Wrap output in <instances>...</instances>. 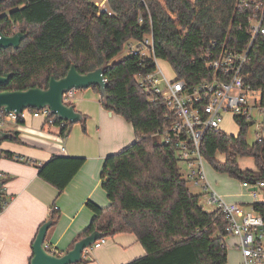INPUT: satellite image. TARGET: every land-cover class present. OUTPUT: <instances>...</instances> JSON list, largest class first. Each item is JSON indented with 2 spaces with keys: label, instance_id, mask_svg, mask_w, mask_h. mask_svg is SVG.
I'll list each match as a JSON object with an SVG mask.
<instances>
[{
  "label": "trees",
  "instance_id": "trees-1",
  "mask_svg": "<svg viewBox=\"0 0 264 264\" xmlns=\"http://www.w3.org/2000/svg\"><path fill=\"white\" fill-rule=\"evenodd\" d=\"M106 6L104 11L90 0L0 3V30L6 35L27 33L18 49H0V74L14 73L1 90L47 88L52 75L66 76L72 64L83 74L105 66L108 87L101 102L135 131V142L106 159L101 186L110 205L86 203L95 216L70 250L98 229L104 238L118 233L138 237L146 254L125 264H228L226 215L221 209L207 210L202 194L191 191L177 141L166 143L159 132L172 127L173 111L161 98L146 93L138 78L156 71V57L169 61L176 78L193 88L219 76L207 66V55L217 54L222 46L244 49L253 42L242 76L245 84L260 91L264 106V34L253 39L251 33L254 16L264 14V0H108ZM147 38L152 39V53L129 52L115 61L130 42ZM93 88L100 92L99 86ZM4 116L1 112L0 119ZM236 121L237 134L207 129L200 152L218 172L258 185L264 182V126L262 137L250 143L252 122L243 116H236ZM55 123L62 121L56 118ZM73 124L60 126L65 137ZM9 139L18 140V133ZM217 154L225 160L219 161ZM240 157H252L257 170L242 168ZM85 161L55 156L39 167V175L63 192ZM8 203L3 187L0 212ZM252 209L264 219V201L252 203ZM51 216L57 221L60 212L53 210Z\"/></svg>",
  "mask_w": 264,
  "mask_h": 264
},
{
  "label": "crops",
  "instance_id": "crops-1",
  "mask_svg": "<svg viewBox=\"0 0 264 264\" xmlns=\"http://www.w3.org/2000/svg\"><path fill=\"white\" fill-rule=\"evenodd\" d=\"M81 90L77 98L76 92L72 103L83 114L84 121L74 123L66 137L59 125L49 124L44 116L28 115L22 122L1 126L12 135L17 132L18 140L4 139L0 142V150L3 151L0 171L8 175L3 181L9 200L0 212V264L30 263L39 228L52 218L53 210L60 212V218L54 220L45 243L58 248L63 255L95 216L86 203L92 201L103 208L110 205L101 186L106 159L135 142V131L122 115L103 106L101 92L93 87ZM6 152L13 153V156L8 157ZM55 156L86 158L63 192L39 175V167ZM185 162L188 163L189 171L185 178L189 180V187L192 182L199 189L196 193L202 194L205 206L209 190L204 185L196 186L189 179L194 168L190 161ZM248 169L257 170L255 161ZM204 170L211 187L227 202L240 204L244 211L252 210V203L256 201H264V187L258 186L253 190L254 187L239 180L237 184L227 173L215 171L208 176L205 163ZM262 189L263 193H260ZM215 209L209 207V210ZM106 240L102 246L84 253L83 263L78 264H125L146 254L134 233H118ZM226 243L228 264H242L239 239L229 234Z\"/></svg>",
  "mask_w": 264,
  "mask_h": 264
},
{
  "label": "built area",
  "instance_id": "built-area-1",
  "mask_svg": "<svg viewBox=\"0 0 264 264\" xmlns=\"http://www.w3.org/2000/svg\"><path fill=\"white\" fill-rule=\"evenodd\" d=\"M107 1L103 0L101 3L96 2V4L107 11ZM251 33L253 39L258 34H264V14L260 13L254 16L251 22ZM252 44L253 42H250L248 47L244 49L222 46L217 54L207 55V66L217 71L219 76L227 77L225 80L215 76L209 81L188 88L184 80L176 77L170 79L160 67L158 70L159 59L155 57L156 71L139 77L138 82L146 93L161 98L168 108L173 111L176 121L171 128L159 132L163 135L166 143L177 141V155L181 160L190 162L194 159L197 160L199 167L191 171L189 179L196 186L204 185L209 190L206 200L207 206L221 209L225 213L228 222L226 230L230 235H234L239 239L243 264H264L263 217L253 209L244 211L240 204L227 202L222 195L211 187L204 170L205 161L200 152V142L204 132L207 129L222 130L221 123L225 114H232L235 121L236 116H243L246 120L252 117L249 97L251 93L259 90H254L250 85L245 84L242 76L243 66ZM128 47L132 53L145 55L153 52L151 38H147L143 42H130ZM216 47L217 43H213L214 50ZM76 92V89H72L64 93V100L67 103H72ZM256 107L264 114V106L261 105L260 97ZM28 115L44 116L49 124H56L57 117L51 114L48 107H45L40 110L26 108L20 114L15 112L5 113V116L0 119V126L4 125L7 116L18 121L23 120ZM61 121L62 123L59 126H64L66 121ZM263 126L264 117L262 122L258 123V138L262 137L261 130ZM7 177L8 175L5 172L0 171V180ZM245 185L252 188L264 187V182H259L258 185L248 183H245ZM106 241V238L98 239L86 248L84 253L102 246ZM45 244L47 250L52 254L62 255L58 248Z\"/></svg>",
  "mask_w": 264,
  "mask_h": 264
},
{
  "label": "water",
  "instance_id": "water-1",
  "mask_svg": "<svg viewBox=\"0 0 264 264\" xmlns=\"http://www.w3.org/2000/svg\"><path fill=\"white\" fill-rule=\"evenodd\" d=\"M4 0H0L2 3ZM0 49L14 47L18 49L27 33L17 31L13 35H6L0 30ZM13 72L0 74V87L5 86L13 76ZM99 86L102 98L107 96L108 81L105 77V66L83 74L79 72L77 65L72 64L66 76L57 78L52 75L47 88L31 87L25 90H1L0 89V113L15 112L20 114L26 108L43 109L48 107L51 114L60 120L70 123L84 121L83 114L78 111L73 103L64 100V93L76 89H87ZM12 133L0 126V141L9 139ZM4 187V181L0 180V189ZM258 187H254L256 190ZM55 221L51 218L44 222L36 235L33 243V257L29 264H78L83 263L84 250L90 247L98 239L106 237V234L96 229L89 235L76 242L74 247L63 255H55L46 248V237L50 233Z\"/></svg>",
  "mask_w": 264,
  "mask_h": 264
},
{
  "label": "rangeland",
  "instance_id": "rangeland-1",
  "mask_svg": "<svg viewBox=\"0 0 264 264\" xmlns=\"http://www.w3.org/2000/svg\"><path fill=\"white\" fill-rule=\"evenodd\" d=\"M90 1H92V2H98V3L100 2L101 3L103 0H90ZM133 42L135 43L136 41H133ZM129 52H130L129 47H126L125 50L123 51V53H121L115 59V61H118L121 58H123L124 56L128 55ZM159 67L163 70V72L167 75L168 78L174 79L176 77L175 72H174L171 64L169 63V61L164 60V59H159L158 60V70H159ZM80 91H82V90L80 89V90L77 91L78 93L76 95V98L79 95V92ZM259 97H260V92L259 91H255V92L251 93L250 94V97H249V103H250V106L252 107V117L249 119V121L252 122V125L250 126V128L248 130L247 138H248V141L250 143H252V142L256 141V139H258V133H257L258 130H259L258 123H261L262 120H263V117H264V114L260 111V109L258 107H256V103L259 102ZM13 122L18 123V121H15L11 117H8L7 116L5 124L10 125ZM221 128H222L223 131H225V132H227L229 134H237L239 132V126L236 123V121L234 120V118L232 117V114H230V113L225 114L224 120L221 123ZM216 158L219 161H222V162L225 160V156L223 154H217ZM238 162H239V165L242 168H244V169L249 168V167H251L254 164V160H253L252 157H240L238 159ZM180 165H181L182 173L184 174L185 177H187L189 170L187 169V166L186 165H188V163L185 162L184 160H181L180 161ZM190 166H192L193 168H198L199 165H198L197 160L194 159L190 163ZM205 168H206V171H207L208 176L211 175L212 172H215V171L218 172L212 166V164L209 161H205ZM218 173H221V172H218ZM222 174H226V173H222ZM229 177H231V176H229ZM231 178H233V177H231ZM233 179H234L235 182L237 181V179H235V178H233ZM239 182H241V181H239ZM190 187H191V191L193 193H196V191H199V189L197 187H195L192 184V182L190 184ZM259 192L260 193H263V189L260 190ZM205 208L207 210H209V207L207 205H205ZM242 264H243V262H242Z\"/></svg>",
  "mask_w": 264,
  "mask_h": 264
}]
</instances>
